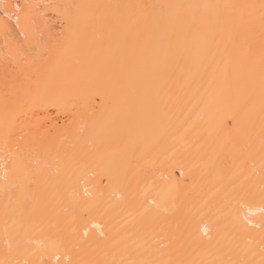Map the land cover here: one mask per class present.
<instances>
[{"label": "bare ground", "instance_id": "obj_1", "mask_svg": "<svg viewBox=\"0 0 264 264\" xmlns=\"http://www.w3.org/2000/svg\"><path fill=\"white\" fill-rule=\"evenodd\" d=\"M0 264H264V0H0Z\"/></svg>", "mask_w": 264, "mask_h": 264}]
</instances>
